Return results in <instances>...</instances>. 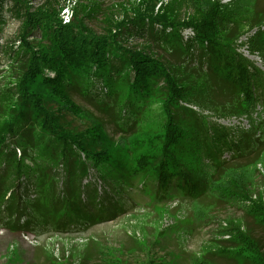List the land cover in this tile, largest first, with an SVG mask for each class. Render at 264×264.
<instances>
[{
    "label": "trees",
    "instance_id": "16d2710c",
    "mask_svg": "<svg viewBox=\"0 0 264 264\" xmlns=\"http://www.w3.org/2000/svg\"><path fill=\"white\" fill-rule=\"evenodd\" d=\"M235 2L197 0L183 18L177 6L162 3L155 10L148 5L118 23L111 20L98 34L75 13L63 23L53 11L31 13L20 0H0V23L10 15L23 19L21 54L29 56L18 87L22 98L0 123V213H13L8 225L26 233L35 227L65 231L90 226L114 217L122 195L128 197L138 182L153 187L155 199L179 195L206 205L231 195L223 153L245 151L250 130L209 123L183 106L192 104L188 84L179 82L173 68L148 48L125 45L123 34L197 60L219 98L235 103L242 113L261 106L262 115L264 72L239 52L236 41L243 25H262L264 12L254 0L249 19L238 24L230 11ZM34 33L42 41L38 49L26 40ZM247 43L264 58V31L258 29ZM72 92L90 96L107 112L123 129L119 138L110 136L98 119L85 130L69 127L62 114L47 106L53 101L75 111ZM156 96L164 97L162 129L147 137L133 134L128 143L124 133H132L127 129L135 127ZM259 129L264 136V121ZM250 214L264 227V204L251 203ZM234 229L255 253L253 262L236 255L238 264H264L259 240Z\"/></svg>",
    "mask_w": 264,
    "mask_h": 264
},
{
    "label": "rangeland",
    "instance_id": "374dc122",
    "mask_svg": "<svg viewBox=\"0 0 264 264\" xmlns=\"http://www.w3.org/2000/svg\"><path fill=\"white\" fill-rule=\"evenodd\" d=\"M20 1L27 5L29 12L40 9L46 13L53 11L62 22V13L67 8L70 14L68 22L75 13L76 20L81 19L98 34L104 32L111 20L118 23L129 18L135 10H146L148 5L155 6V10L162 3L177 6V13L183 18L197 4V0H156L152 4L151 0ZM220 1L227 3L230 0ZM253 2L236 0L230 11L235 14L238 24L249 19L247 10ZM256 2L264 12V0ZM4 20L0 23V123L8 119L9 108L22 98L18 87L29 59L28 52L21 54L23 19L10 15ZM258 29L264 31V22L252 28L243 25V33L236 44L239 52L264 72V58L257 51L251 52L247 43L249 36ZM126 33L123 34L125 45L148 48L173 68L171 73L179 82L188 84L192 104L183 103V106L193 110L199 118H207L209 123L217 122L234 131L250 130L246 136H250V145L245 151L223 153L222 159L228 167L224 176L232 186L231 195L206 205L179 195L155 199L153 187H145L138 182L127 191L128 197L122 195L121 210L114 217L90 226H72L65 231L52 227H35L29 233L18 231L8 225L13 213L9 215L3 211L0 213V264L241 263L236 255L243 261L253 262L252 254L255 253L251 243L237 235L234 228L258 239L264 257V227L250 214L251 203L264 204V136L259 132L264 112L261 115V106H255L249 114L242 113L235 103L231 105L223 97L219 98L210 75L206 69L197 67V60L178 57L162 46L145 39L127 37ZM26 40L35 49L42 45L37 33L29 34ZM71 97V108L75 111H65L58 102L47 103L56 114L63 115L62 120L67 126L85 130L98 119L114 139L123 133L122 128L110 121L107 112L92 103L90 96L72 92ZM163 100V96H156L147 103L135 127L127 129H133L132 133H124L128 143L134 135L147 137L162 129ZM90 170L91 177L95 176L94 170Z\"/></svg>",
    "mask_w": 264,
    "mask_h": 264
},
{
    "label": "built area",
    "instance_id": "2783aa9c",
    "mask_svg": "<svg viewBox=\"0 0 264 264\" xmlns=\"http://www.w3.org/2000/svg\"><path fill=\"white\" fill-rule=\"evenodd\" d=\"M62 15H63L62 16L63 22L67 23L69 21V18H70L69 9L65 8Z\"/></svg>",
    "mask_w": 264,
    "mask_h": 264
}]
</instances>
